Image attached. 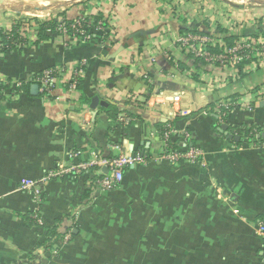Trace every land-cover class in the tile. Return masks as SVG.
Wrapping results in <instances>:
<instances>
[{
	"label": "crops",
	"instance_id": "0c3cea01",
	"mask_svg": "<svg viewBox=\"0 0 264 264\" xmlns=\"http://www.w3.org/2000/svg\"><path fill=\"white\" fill-rule=\"evenodd\" d=\"M79 15L110 23L106 38L48 34L0 52V78L26 83L0 103V264H264L257 231L264 221V62L248 73L209 67L175 44L201 33L219 42L218 52L264 37V1L89 0L34 22ZM11 23L0 17V27ZM81 63L79 88L70 93L66 81ZM55 67L65 74L52 95L44 98L39 87L33 94V79ZM96 96L108 106L91 109ZM224 100L234 107L220 124L212 109ZM248 128L258 142L241 140ZM164 129L175 132L170 141L179 149L187 133L205 166L159 160ZM115 147L148 162L125 168L111 191H99L85 173L47 182L43 223L30 221L35 205L19 190L22 180L40 181L92 154L114 157ZM48 230L59 236L54 256L41 245Z\"/></svg>",
	"mask_w": 264,
	"mask_h": 264
},
{
	"label": "built area",
	"instance_id": "2783aa9c",
	"mask_svg": "<svg viewBox=\"0 0 264 264\" xmlns=\"http://www.w3.org/2000/svg\"><path fill=\"white\" fill-rule=\"evenodd\" d=\"M58 17L55 19L56 25L54 29L47 28V34H55L56 36H70L74 40L83 42L91 41L94 36L98 35L104 40L110 30V23L99 18L97 21L91 16L79 15L70 20ZM40 24L34 21L14 22L6 27H0V52L14 51L24 48L29 42H35L38 39V30ZM4 41V42H3ZM176 47L185 55L190 56L194 60H199L207 66H217L220 69L240 67L244 72L248 73L258 67L259 63L264 62V37L250 39L248 41H239L229 47H219L218 52L213 51L219 45V42L210 35L188 32L178 36L175 40ZM64 67H55L47 69L39 74L33 81L38 85L39 92L43 97H50L55 87L56 81L64 77ZM84 74L83 64H79L72 70V76L66 81L67 91L72 93L77 90V83ZM26 84L18 80H8L0 78V103L10 100L16 96L17 91H21ZM263 94V93H262ZM174 102L179 100L175 97ZM234 107V103L230 100L218 102L213 107V114L216 116L220 124L225 123L226 114L229 109ZM250 109L248 105L245 106ZM206 113V112H205ZM120 122L126 120L125 117L119 118ZM175 134L172 129H164L158 133V137L163 143V151L159 154V160H165L170 163L185 162L193 165L204 167L203 152L196 146L190 144L187 133H183L182 137L186 143L184 149L172 148L170 141L171 136ZM119 150L118 147H115ZM77 154H71V157L77 158ZM148 162L146 157L140 155H128L122 151H118L116 156L107 159H98L92 154L91 159L82 161L75 165L59 166L49 171L40 181L32 179H24L21 181L19 190L28 193L35 205V211L32 214V220L38 226L42 225V219L39 215V205L43 201L42 185L65 176L77 177L83 173L90 176L92 183L99 191H111L119 186L123 180L124 170L127 167L135 165H145ZM106 170V172H105ZM257 231L264 238V223H258ZM71 238V233L67 232L62 241L67 243ZM58 249L51 251V256L57 255Z\"/></svg>",
	"mask_w": 264,
	"mask_h": 264
},
{
	"label": "rangeland",
	"instance_id": "374dc122",
	"mask_svg": "<svg viewBox=\"0 0 264 264\" xmlns=\"http://www.w3.org/2000/svg\"><path fill=\"white\" fill-rule=\"evenodd\" d=\"M89 0H0V17L14 22L47 20ZM234 1V0H232ZM240 1V0H236ZM264 1V0H262Z\"/></svg>",
	"mask_w": 264,
	"mask_h": 264
},
{
	"label": "trees",
	"instance_id": "16d2710c",
	"mask_svg": "<svg viewBox=\"0 0 264 264\" xmlns=\"http://www.w3.org/2000/svg\"><path fill=\"white\" fill-rule=\"evenodd\" d=\"M99 18L100 17L98 16V17H94L93 19H95L97 21ZM66 22L69 23L70 21L67 20ZM55 25H56L55 20L47 21L45 23L40 24L39 25L40 28L38 30V39H37L36 42L38 43V42L46 39L48 37V34L46 33V29L47 28L54 29ZM229 46H231V44ZM7 51L8 50L3 51V52L5 53ZM196 61H199V60H196ZM79 85H80V81H78V83H77V89L79 88ZM21 91H22V89H21ZM106 110L108 111V113L112 110V112H113L112 115H114V112H115V111H113L114 108L109 107ZM112 115L110 114V116H112ZM256 139H257V132L254 129H252V128H248V129L244 130L243 131V135L241 136V140L243 142H245V143H251V142L252 143L253 142L256 143V141L258 142V140H256ZM172 148H174V147H172ZM68 177H70V176H68ZM30 221L32 223H34V221L31 218H30ZM262 222L264 223V221H262ZM58 237L59 236L57 234H54L53 231L48 230V232L46 233V235L44 237L43 242L41 243V245L44 248V251L46 252V254L49 255L50 252L54 249V247H53L54 246L53 245L54 244V240H56V238H58Z\"/></svg>",
	"mask_w": 264,
	"mask_h": 264
},
{
	"label": "water",
	"instance_id": "95a60500",
	"mask_svg": "<svg viewBox=\"0 0 264 264\" xmlns=\"http://www.w3.org/2000/svg\"><path fill=\"white\" fill-rule=\"evenodd\" d=\"M37 89H38L37 85H32L31 86V91L33 92V94H35L37 92ZM99 105L103 106V107H107L108 106V102L100 100V98L97 97V96L92 98L91 103H90V108L94 110ZM105 172H106V170H105Z\"/></svg>",
	"mask_w": 264,
	"mask_h": 264
}]
</instances>
